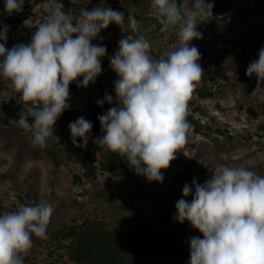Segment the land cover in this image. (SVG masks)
<instances>
[{
    "label": "clouds",
    "instance_id": "obj_1",
    "mask_svg": "<svg viewBox=\"0 0 264 264\" xmlns=\"http://www.w3.org/2000/svg\"><path fill=\"white\" fill-rule=\"evenodd\" d=\"M24 2L4 0V10L9 15L19 13ZM45 3L50 14L28 44L8 49L0 43V78L10 83L24 106L16 124L31 132L32 146L40 149L49 139L59 140L54 125L70 107V85L76 82L77 87L87 88L102 74L101 58L107 49L92 41L111 24L125 22L124 14L110 7L81 9L80 18L74 20L72 10L65 12L59 0ZM150 7L160 31H174L177 43L154 59L143 35L118 41L109 58L118 77L115 97L106 93L97 101L102 107L115 99L116 106L98 117L103 135L94 142L123 158L137 175L163 183L162 170L176 159L192 129L188 101L204 70L199 49L190 43L202 39L197 28L212 18L214 4L192 0L184 12L175 0H150ZM127 22L133 32L139 31L134 16L128 15ZM8 30L7 25L0 26V41L7 40ZM246 75L257 80L251 96L264 101V48L250 62ZM92 127L83 116L71 122L73 146L86 148ZM175 208V219L189 222L203 237L190 238L189 264H264V176L245 167L218 165L203 185L195 179L191 186L185 184ZM53 211L50 203L41 202L0 215V264H24L33 237L48 238Z\"/></svg>",
    "mask_w": 264,
    "mask_h": 264
},
{
    "label": "rangeland",
    "instance_id": "obj_2",
    "mask_svg": "<svg viewBox=\"0 0 264 264\" xmlns=\"http://www.w3.org/2000/svg\"><path fill=\"white\" fill-rule=\"evenodd\" d=\"M137 1L144 2L147 5V15L156 18L152 14L150 0ZM176 1H179L182 11L187 12L190 9L192 0ZM208 2L214 4L213 16L205 24L212 27L214 36L219 33L232 40L249 29L257 41L264 43V0H206ZM25 11L23 6L21 12ZM49 14L45 0L32 3L27 18L21 23L14 22V19L19 18L18 13L10 15V22L7 13L1 11L0 26L7 25L9 30L7 40L0 43H4L8 49L17 44H28L36 28ZM238 15L244 18L240 19ZM73 16L74 20L80 18V14ZM105 32L106 29L102 30L99 37L92 41L108 42L106 55L101 58L102 74L95 83H90L87 88L70 95V107L63 112L69 118H59L54 125L53 134L59 140L49 139L47 142L46 148L59 152L61 164L57 168L42 149L32 146L31 132L17 126L16 121L19 120L24 106L18 102L19 94L13 91L10 83L0 78V116L4 121L0 123V215L18 211L23 205L19 199L26 192L27 183H32L36 189L35 204L48 202L53 206L51 228L71 218L97 217L108 222L148 219L152 226L163 221L188 244L192 237L203 238L187 221L179 227L173 213L169 219L157 216L170 209L176 196L183 195L185 184L191 186L195 179L203 185L218 165L245 167L255 172L258 167L264 166V129H258L259 125L264 127V101L251 96L257 87L256 77L246 75L245 65L240 60L230 61L222 53L223 43L219 41L206 47L208 56L201 54L199 63L204 70V76L197 85L214 79L234 85V88L229 89L221 98L196 102L203 113L196 112L194 116L202 125L212 124L210 118H213V126L242 142L232 151L219 152L209 138L190 131L187 142L180 149L181 152L177 153L176 159L167 170H162L163 183L139 179L130 170L120 173L119 176L100 175L95 184L86 181L75 183L73 175L79 173L78 166L67 160V157H73L77 148L72 144L69 124L81 116L92 123L87 145L91 143L93 136L100 135L98 117L110 107L116 106L115 99L112 104L105 102L102 107L97 105L98 100L104 99L102 85L108 86L111 95L115 97L114 81L118 77L110 68L109 58L117 51L120 39L131 37L125 35L122 29L111 37H105ZM172 33L173 36L166 35L165 38L155 40L146 37L151 44L150 55L154 59H159L165 51L173 50L177 37L174 31ZM239 47L240 45L237 46ZM253 52L258 59V52ZM261 87L264 88V84ZM191 108L188 106V113H191ZM28 122L31 124L33 121L29 118ZM80 142L82 141L78 139L77 143ZM35 152L40 156L31 158ZM50 229H47V233ZM62 254V249L49 237L43 240L33 237V247L27 256L36 263L43 264L58 259ZM189 260L190 257L187 264Z\"/></svg>",
    "mask_w": 264,
    "mask_h": 264
},
{
    "label": "trees",
    "instance_id": "obj_3",
    "mask_svg": "<svg viewBox=\"0 0 264 264\" xmlns=\"http://www.w3.org/2000/svg\"><path fill=\"white\" fill-rule=\"evenodd\" d=\"M59 2L62 3L65 12L72 10L73 15H79L81 9L90 11L97 6L110 7L115 11L122 12L125 17L124 24L121 26L114 23L111 24L106 29L105 37L117 35L119 29H122L125 35L133 38L143 35L145 38L155 40L157 38H165L166 35L173 36V31L169 33L160 31L161 24L156 18L147 15V5L144 2L137 0H59ZM176 3L180 7L179 1H176ZM31 4L30 0H25L24 7L26 11L18 13L19 18L14 19L15 23H21L27 18ZM1 11H5L4 0H0ZM10 15L7 13L8 21L11 22ZM128 15L137 19L139 31L133 32L129 28ZM237 17L240 19L244 18L242 15ZM197 31L203 33L202 39L191 41L190 46H196L201 54L208 56L206 47L219 41L223 43L222 53L228 56L230 61L240 60L245 65V71L250 62L257 60L253 50L259 52L261 48H264V43L257 41L249 29L232 40L226 39L219 33L214 36L212 27L205 23L199 25ZM93 44L108 46L106 41H95ZM239 45L240 47L237 48ZM233 88L234 85L214 79L210 82H202L196 86L188 101V106L192 107L191 113H187V120L192 125L191 132L209 138L219 152L228 153L241 145L242 142L236 140L234 136L229 135L228 132L221 130L219 127L213 126V118H210L212 124L202 125L194 116L196 112L203 113L199 106L196 105V102L221 98L229 89ZM80 89L82 88L77 87V83L73 82L70 85V95L77 93ZM101 92L103 98L106 93L112 94L106 85L101 86ZM63 117L69 118V115L62 114L60 119H64ZM0 123H4L1 116ZM258 129L263 130L264 127L259 125ZM102 135L101 131L100 135L91 138V143L86 148L77 147L73 157H67V160L74 162L79 169V173L73 175L75 183L86 181L95 184L100 175L105 177L109 175L119 176L120 173L126 170L135 172L123 158L97 146L94 141ZM255 135L260 137L258 133H255ZM42 150L45 156L52 161L53 166L59 167L61 164L59 152L53 148H44ZM39 156V153L35 152L30 157ZM256 173L264 176V166L258 167ZM136 177L147 180L137 174ZM35 195L34 184L27 183L26 192L19 201L23 205H34ZM181 198H183V195L176 196L171 202L170 209L157 216V218L165 216L169 219L170 214L176 215L175 205ZM191 198V196L187 198L189 202H191ZM177 223L179 227L184 224L178 221ZM51 227L52 222L48 225L49 229ZM47 234L58 245L59 249H62L63 254L58 259L43 264H187L190 257V245L179 238L175 230L168 228L163 221H160L156 226H152L148 219H139L131 222H126V220L108 222L97 217L71 218L68 221L60 222L51 228ZM24 264L39 263L26 256Z\"/></svg>",
    "mask_w": 264,
    "mask_h": 264
}]
</instances>
